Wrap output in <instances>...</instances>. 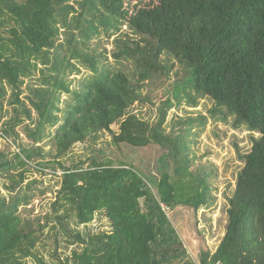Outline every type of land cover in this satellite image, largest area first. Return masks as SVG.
Instances as JSON below:
<instances>
[{
  "label": "trees",
  "instance_id": "16d2710c",
  "mask_svg": "<svg viewBox=\"0 0 264 264\" xmlns=\"http://www.w3.org/2000/svg\"><path fill=\"white\" fill-rule=\"evenodd\" d=\"M70 2L0 0V121L8 114L3 101L12 106L0 134L17 142L16 128L27 121L26 136L32 144L50 140L62 171L43 222L27 220L18 212L29 203L26 194L20 195L24 168L42 151L19 144L15 164L0 153V179L7 172L11 182L4 188L17 191L10 199L0 192V264H47L37 248L50 236L55 244L62 237L67 248L79 247L63 258L55 249L59 264H264V0L75 1L79 10ZM124 26L139 40L121 33ZM100 30L107 38L115 36L118 51L112 57L131 61V74L110 70L103 55L82 52ZM169 61L191 76L186 89L212 99L234 118L236 128L244 126L252 135L227 198L224 235L213 253L203 251L197 260L167 213L177 207L209 210L216 200L211 174L190 170L187 148L183 155L174 150L164 129L169 101L154 124L130 110L147 100L143 84L172 72ZM76 62L93 76L71 90L68 77L79 73ZM37 71L42 86L28 87V108L20 99L22 86ZM188 103L197 105L194 97ZM102 133L115 146L168 150L172 172H163L153 188L129 165L91 160L87 167L85 161L66 167L60 162L76 145ZM17 166L23 169L16 178L9 170ZM33 184L24 188L30 191ZM96 216L107 219L109 231L88 229Z\"/></svg>",
  "mask_w": 264,
  "mask_h": 264
},
{
  "label": "rangeland",
  "instance_id": "374dc122",
  "mask_svg": "<svg viewBox=\"0 0 264 264\" xmlns=\"http://www.w3.org/2000/svg\"><path fill=\"white\" fill-rule=\"evenodd\" d=\"M75 1L83 2V0H71L70 2L79 10ZM149 1L154 0H142L143 4H147ZM120 32L131 39L139 40V37L133 36L126 26ZM114 39L115 36L107 38L100 30L98 35L87 40L86 47L82 49V52L95 56L103 55L106 57L105 61H107L106 64L110 70L131 74L133 69L131 61L116 62L112 57V53L118 51L113 42ZM60 42L65 43L64 36L60 38ZM163 62L165 61L163 60ZM76 64L79 73H73L68 77L71 90L79 89L84 79L93 76L88 67L77 62ZM169 64H174L172 72L167 76H155L152 81L143 84L141 95L147 100L142 104H136L130 110L131 113L154 124L159 118V109L166 101H169L172 108L167 113L164 129L165 133L173 139L174 150L176 149L179 154H182L187 148V157L191 161L190 170L195 173L211 174L209 185L212 188V196L216 200L209 210L195 213L190 208L177 207L167 213L189 256L193 260H197L203 251L213 253L224 235L227 221V198L231 196L237 173L243 167L241 158L251 149L252 135L244 126L236 128L234 118L226 110L218 109L212 99L186 89L188 83L191 82V76L186 75L183 68L174 61H169ZM42 67L39 65V68L42 69ZM41 78L42 74L37 71L24 80L20 99L28 108H30L26 101V97L29 95L28 87H41ZM9 94L8 91L6 99L9 98ZM189 97L196 99V107L188 103ZM67 98L66 95L61 96L62 100ZM2 107L3 112H8L5 119L9 118L12 106L5 100ZM31 111L33 119L36 120L35 112ZM4 120L0 121V125ZM25 125H28L27 121L16 128L17 142L4 139L0 134V153L5 154L6 159L15 164L17 163L15 155L19 152V144L30 150L40 147L42 157H35L24 168L27 173L21 185L20 195L26 194L29 203L28 206H20L18 212L24 219H38L43 222L42 218L49 212V204L53 201L54 193L59 187L62 171L53 160L54 150L51 141L45 139L39 144H32L26 136ZM30 127L33 129L34 125L31 124ZM111 129L117 133L118 125H113ZM91 160L110 161L114 165H129L140 172L153 188L163 172L171 173L173 169V159L168 150L160 149L154 145L145 148H132L127 145L115 146L108 133L99 134L96 140L88 139L86 142L76 145L60 162L66 167H72L85 161V167H87ZM22 169L17 166L16 169H10L9 174L17 178V173ZM3 175L0 179V192L6 199H10L17 191L11 193L5 190L4 186L11 182L7 178V172ZM33 181H36V184L31 185L30 191L24 188L26 183ZM88 229H92L94 232L109 231V223L105 217L96 216L95 220L88 225ZM56 239L57 243L55 244L54 236L43 238L37 248L38 255L47 264H59L58 260L52 256L55 249H57L60 258L69 256L74 249H79L77 245L67 248L62 237ZM27 264L36 263L28 260Z\"/></svg>",
  "mask_w": 264,
  "mask_h": 264
}]
</instances>
